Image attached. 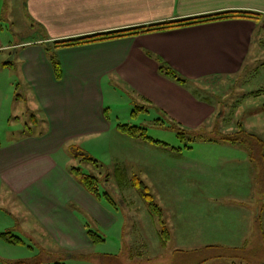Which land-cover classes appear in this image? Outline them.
Listing matches in <instances>:
<instances>
[{
	"label": "crops",
	"instance_id": "0c3cea01",
	"mask_svg": "<svg viewBox=\"0 0 264 264\" xmlns=\"http://www.w3.org/2000/svg\"><path fill=\"white\" fill-rule=\"evenodd\" d=\"M18 1L14 7L25 24L20 30L4 22L10 23L5 12L9 5L3 7L0 0V233L10 232L30 248L33 245L19 236L36 238L57 258L82 257L84 262L76 264H167L171 257L174 264H235L239 260L234 262L233 256L255 254L252 238L259 241L264 235V187L258 184V169L247 147L232 144L236 149L227 159L232 163L227 169L236 171L233 178L243 191L213 201L228 205L226 215L225 207L224 214L215 217L217 208H185L191 201L176 188L167 194V214L158 204L169 233L166 243L159 238V218L141 208L124 187V173L116 168L115 185L110 184L119 192L112 197L105 189L109 174L98 172L104 183L99 182V193L108 197H97L70 172L72 160L79 161L70 147L80 148L84 142L81 146L87 148L86 142L103 141L107 133L120 142L144 144L119 132L111 120L116 97L137 100L143 108L139 112L154 110L188 128L220 119L218 102L209 93L219 95V87H247L250 77L264 70V0ZM229 10L257 11L263 19H221L93 44L54 46L57 40ZM25 30L27 39L12 40ZM52 58L61 66L60 79L53 73ZM161 61L188 84L163 75ZM23 113L30 114L28 122ZM120 150L134 157L137 166L140 156L146 161L145 149ZM148 223L156 237L138 240L147 236L143 231ZM88 231L101 241L92 242ZM110 235L116 238L114 252L104 250ZM196 236L207 240L188 238ZM170 242L176 245L172 251ZM195 255L202 259L196 262Z\"/></svg>",
	"mask_w": 264,
	"mask_h": 264
},
{
	"label": "rangeland",
	"instance_id": "374dc122",
	"mask_svg": "<svg viewBox=\"0 0 264 264\" xmlns=\"http://www.w3.org/2000/svg\"><path fill=\"white\" fill-rule=\"evenodd\" d=\"M17 1L18 0H7L6 3V0H2L1 4L3 3V7L6 6L5 4L9 5V9H7L8 7H5V12L7 11L8 16L10 17V23L7 21L4 22L10 24V26L14 29L20 30V26L25 24L21 22L22 15L20 14L19 8L14 7V5L17 4ZM26 34V30L25 33H20L18 31L15 38L12 40L17 42L27 39L28 36ZM263 74L264 70L261 69L258 75L251 76L247 83V87L240 85L238 89H233L231 91H223L226 89L219 87V95H214L210 92V98L212 101H217V99L220 100V107L217 116L220 114L221 117L220 119L215 118L214 121H207L209 123L199 124L194 128H204L209 132L212 131L210 134L213 136L214 131L216 130L231 133L235 132L238 130V124L240 123L244 125L247 130L258 134L264 139V94L257 96L244 95L245 91L250 92L255 89L264 88ZM138 105H140V103L137 100H127L126 98L122 100V98L116 97V99L114 98V105H112L110 110V118L111 120L116 121V123L122 122L145 126L147 134L157 142L141 140L144 144L139 143L136 146L124 141L120 142L118 139L113 138L110 133H107L103 141L91 139L86 142L87 148L81 146L84 142H81L79 145L83 152L98 161V167H95L90 162H79L75 159L72 160V164L74 166H79L84 173H108L109 176L106 177L109 178L105 181V185L107 184L105 189L112 197L118 195L119 191L117 187L111 186L110 182L115 185V181L113 179L114 174L116 168L120 169L124 173L125 178H127L125 182L128 185L124 187L134 193L132 196L136 199L139 206L141 208L145 207L146 210L148 209L147 204L142 199L139 190H137V188L131 184V181L128 180L129 178L138 177L145 182L150 187L149 191L154 195V201L161 206H165L163 208L165 214H167L168 207H170L168 206L169 204L167 202V198L175 192L173 189L176 188L182 192L181 196H188L186 199L191 201L190 203L186 202L185 208H189V210L191 208H195L199 209V211H204L208 208H217L219 210H214L213 214L215 217L216 215L222 213L221 210L225 207V214H222L226 215V207L228 205H222L219 203L216 205L213 201H215V199L219 200L222 198H228L231 195H236L238 192L243 191L238 185H236V179L233 178L236 171L227 169V163L232 164L227 162V159H231L236 146L234 147L232 144L228 143L221 144L214 141L196 140L190 143L188 147H185V142H188V137L191 136L177 137L175 130L169 127L170 122L168 119L159 117L154 110L145 112L138 111L136 115L130 114L135 106ZM222 108L223 111H221ZM22 118L28 122L30 114L23 113ZM180 126L188 128L185 125ZM127 148H131L133 150L138 149L140 152L145 149L146 161L145 157L140 156V166L134 164V157L121 154L120 149L125 151ZM170 148H175L177 150L172 151ZM178 149H181L182 151ZM216 157L226 160L224 162L217 161ZM227 170L231 173H228ZM220 173H222V176ZM151 182H153L156 187ZM100 183L102 186L104 185L102 181H100ZM202 188H210V192L207 190H204L203 192ZM169 192L170 195L168 196L167 194ZM215 194H217V196H215ZM207 201H210V203H207ZM199 202L204 204L202 208L200 207ZM185 212L190 211L186 210ZM13 223L14 227H16L15 220ZM262 228L264 232V217H262ZM143 232H146L147 236L137 238L138 240L142 241L143 239L146 240L147 238L150 239L151 237H156L155 230L149 227V223L148 228H146ZM19 237L25 238L30 242L29 245L33 246L30 248L27 244L21 242L8 245L4 240H0V264H76L84 262L82 261V257H73V259H70L67 256L60 258L59 255L57 258L53 254L54 251H48L41 247L36 238L25 237L24 235ZM188 238H190V240H194L193 242H205L207 240V237H203L202 241H199L200 237L198 236ZM115 239L116 238L114 236L110 235L104 246V250L107 252H114L116 246L114 241ZM252 240V248L255 249V254L249 251L247 255L240 257L233 256L232 260L234 262H236V259L239 260L235 264H263L257 263L256 261L264 262V235L262 239H259V241L256 239V236H254ZM167 245L169 246L168 251H172L176 248L174 242H170ZM257 246L260 247L258 248ZM258 250L260 251V256L256 255ZM241 254V252H237V255ZM192 258L198 262L202 259V256L195 255ZM171 261L172 257L167 264H174L171 263Z\"/></svg>",
	"mask_w": 264,
	"mask_h": 264
},
{
	"label": "trees",
	"instance_id": "16d2710c",
	"mask_svg": "<svg viewBox=\"0 0 264 264\" xmlns=\"http://www.w3.org/2000/svg\"><path fill=\"white\" fill-rule=\"evenodd\" d=\"M231 18H243L249 19L254 22H258L259 20L263 19V14L257 11L252 10H229L224 12L212 13L207 15H201L196 17H185L180 19H173V20H166L157 23H151L149 25H142L131 27L127 29H120L115 31H106L101 33L83 35L74 38L62 39L55 41V47H70V46H78V45H85V44H93L102 41L111 40L114 38L125 37V36H135L138 34H145L151 32H158V31H165L175 28H181L193 24L203 23V22H210L215 20L221 19H231ZM52 67L53 73L56 79H60L62 75L61 66L58 60L52 58ZM159 71L171 79L175 80L176 82L186 86L188 84V80L181 77L174 69L168 66L164 62H159ZM262 89H255L248 93L250 95H261ZM245 95V94H244ZM210 98V93H209ZM218 105L220 107V100L217 99ZM235 105V104H234ZM141 106H135L132 110V115H136L139 110H142ZM223 109V108H222ZM221 109V110H222ZM264 110V104H263ZM221 117V116H220ZM169 127H171L176 132V136L180 137H188L189 141L185 142V147H188L190 143L196 140L201 141H214V142H221V143H228V144H236L240 146L247 147L250 151V158L254 160L257 169H258V184L262 188L264 187V139L249 130H247L244 125L238 124V130L235 132H222V131H214V135L211 136L212 131H207L204 128H184L178 123L174 122L171 119H168ZM119 132L134 138H140L142 140L154 141L147 134L146 127L129 124V123H118L116 125ZM210 134V135H209ZM71 154L73 158H78L79 161H87L93 164L95 167H98V161L93 159L90 155L83 152L77 146H71ZM70 172L74 175V177L81 183V185L90 193L94 194L95 196H104L108 197L106 192L99 193V185L101 181V177L94 173H84L79 166H71ZM108 175V173H105ZM131 184L139 190L143 200L146 202L148 209L153 216H157L159 218L161 229L159 230V238L164 243H166L167 239L169 238V233L164 225L163 220L161 219V208L160 206L154 201L151 192L147 185L138 177H133L130 179ZM92 242L101 241L100 237L92 231L87 232ZM0 236L6 239L10 243H19L21 239L17 236L12 235L10 232H3L0 233ZM21 264H30V263H21ZM53 264H61V263H53Z\"/></svg>",
	"mask_w": 264,
	"mask_h": 264
}]
</instances>
